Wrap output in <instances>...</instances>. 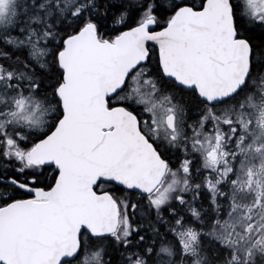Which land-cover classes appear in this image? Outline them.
<instances>
[{"label": "snow or ice", "instance_id": "obj_1", "mask_svg": "<svg viewBox=\"0 0 264 264\" xmlns=\"http://www.w3.org/2000/svg\"><path fill=\"white\" fill-rule=\"evenodd\" d=\"M0 264H264V0H0Z\"/></svg>", "mask_w": 264, "mask_h": 264}]
</instances>
